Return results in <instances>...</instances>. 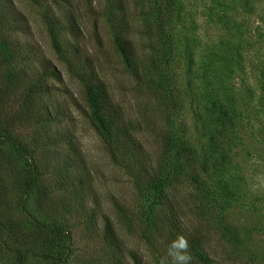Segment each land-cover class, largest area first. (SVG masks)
Wrapping results in <instances>:
<instances>
[{"label": "rangeland", "instance_id": "1", "mask_svg": "<svg viewBox=\"0 0 264 264\" xmlns=\"http://www.w3.org/2000/svg\"><path fill=\"white\" fill-rule=\"evenodd\" d=\"M14 1L24 14L15 35L23 43L37 45L61 69L59 81L49 80L52 92L42 96L62 111L46 131L76 160L86 184L91 183L85 192L86 204L93 205L88 199L91 194L97 196L95 207L110 217L125 249L120 260L122 253L116 250L110 255L113 248L90 235L92 229L71 227L72 244L65 264L92 260L136 264L128 250L141 264H160L165 258L170 264L165 242L149 234L148 243L145 230L139 224L131 226L118 209L138 212L148 204L144 196L148 191L136 179L140 177L145 185L148 171L154 169L167 175L168 184L162 187L184 212L181 224L188 233L202 237L213 264H264V0H171L166 9L165 0H70L81 36L68 38L79 40L88 51L120 108L139 151L133 171L112 158L109 145L87 115L73 105L76 100L82 109L87 107L79 80L51 47L44 8L32 0ZM111 12L131 41L135 70L125 65L113 45ZM16 129L43 181L52 186L55 176L44 154H52L53 148L33 146L37 134L32 128ZM42 140L45 143L46 136ZM182 141L197 159L204 157L208 163L207 199L220 204L215 216L204 212L210 204L200 199L190 179L191 163L175 155ZM0 148L15 157L14 148ZM25 163L22 160L21 167L26 168ZM19 178L13 183L15 193L9 194L12 207L17 210L19 201H25L30 210V198L23 192L27 181L23 171ZM63 247L64 239H55L33 248L61 257ZM0 264L15 263L0 259ZM29 264L61 262L58 258Z\"/></svg>", "mask_w": 264, "mask_h": 264}, {"label": "trees", "instance_id": "2", "mask_svg": "<svg viewBox=\"0 0 264 264\" xmlns=\"http://www.w3.org/2000/svg\"><path fill=\"white\" fill-rule=\"evenodd\" d=\"M32 1L44 8V20L55 55L81 84L87 107L82 109L76 100L73 105L87 115L92 126L109 145L112 158L123 163L129 171L135 170L139 151L135 150L134 139L126 130L120 108L113 103L88 51L79 40L72 41L68 38L71 36L76 39L81 36L73 4L70 0ZM164 4V8H168L171 0H165ZM110 16L114 32L113 45L121 54L125 65L135 70L137 63L131 41L124 34L123 28H119L115 14L111 12ZM23 19V11L14 0H0V147L10 146L15 150V157L11 158L0 148V259H11L15 264H29L36 260L54 262L59 258L61 264H65L72 244L70 228L78 226L88 232L92 229L90 235L113 248L110 255L116 250L121 252L120 260H123V243L107 213L99 206L95 207L98 203L97 196L91 194L88 199L93 205L86 204L85 192L91 183L86 184L76 160L63 147L58 146L60 140L55 141L46 131V127L62 111L44 102L42 96L52 92L54 86L49 80L59 81L61 69L37 45L23 43L15 35L21 28ZM32 51L37 52L38 56L32 55ZM18 127L32 128L37 134L33 146L38 145L40 150L53 148V153L48 154L50 156L44 154L50 172L55 176L52 186L43 181L34 157L18 137L19 133L16 134ZM43 136H46L45 143ZM175 155L191 163L193 173L190 179L196 186L200 199L210 204L204 212L215 216L220 204L214 198L207 199L210 191L205 179L208 170L206 159H197L186 141L181 142ZM22 160L26 161V168L21 167ZM22 171L27 177L23 192L30 198V210L25 201H19L17 210H14L9 196L15 193L13 183L16 185ZM159 174L155 169L148 171L145 185L140 183V177L136 179L137 184L148 191L144 195L149 198L145 207H140L138 212L118 209L128 218L131 226L139 224L145 230L148 243H151V234L170 247L172 241L183 235L190 245L191 264H213L214 260L207 253L202 237L192 231L188 233L181 224L184 212L179 211L181 208L177 207L178 204L162 187L163 183L168 184L167 175L163 177ZM201 208L204 209L202 206ZM230 236L234 237V234L230 232ZM55 239H64L61 257L49 252H36L33 248L37 244H51ZM128 251L135 263L141 264V259L131 253L132 250ZM92 262L89 264L97 263Z\"/></svg>", "mask_w": 264, "mask_h": 264}, {"label": "clouds", "instance_id": "3", "mask_svg": "<svg viewBox=\"0 0 264 264\" xmlns=\"http://www.w3.org/2000/svg\"><path fill=\"white\" fill-rule=\"evenodd\" d=\"M167 257H170V264H191L190 245L185 236L179 235L171 242ZM160 264H169V261L165 258Z\"/></svg>", "mask_w": 264, "mask_h": 264}]
</instances>
